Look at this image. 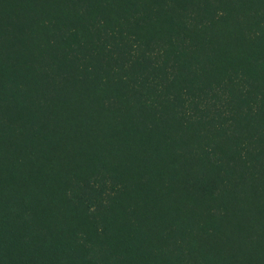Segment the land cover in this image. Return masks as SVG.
Masks as SVG:
<instances>
[{
    "label": "trees",
    "instance_id": "16d2710c",
    "mask_svg": "<svg viewBox=\"0 0 264 264\" xmlns=\"http://www.w3.org/2000/svg\"><path fill=\"white\" fill-rule=\"evenodd\" d=\"M87 1L32 20L33 0H0V40L15 43L1 58L0 90L11 82L15 96L0 103V264H173L187 213L206 206L187 198L165 226L176 235L150 243L155 197L195 166L172 131L221 124L240 71L262 88L251 120L264 136V0ZM236 180L217 179L226 217L195 237L214 264H246L255 247L242 236L264 216L259 180Z\"/></svg>",
    "mask_w": 264,
    "mask_h": 264
},
{
    "label": "rangeland",
    "instance_id": "374dc122",
    "mask_svg": "<svg viewBox=\"0 0 264 264\" xmlns=\"http://www.w3.org/2000/svg\"><path fill=\"white\" fill-rule=\"evenodd\" d=\"M77 0H52L50 2L44 1L41 6H39L38 2H32V20L39 19L38 11L42 10L43 12L52 11V8H56L59 11L71 10L74 13L77 9L78 11L82 8L76 4ZM87 5H92L93 1L88 0ZM3 39L0 40V43L3 44V51L0 52V75L8 76L10 74L4 73L3 70L8 67V65H4L2 57H7L8 52L12 51L13 45L15 44L13 41L6 42L10 36L5 37L3 35ZM16 50V45H15ZM6 62V61H5ZM63 65V62L61 63ZM61 72V69L59 70ZM235 81L232 83L230 89H228V93L232 96L234 103L230 104V102L225 101L223 103V122L221 124L214 125V128L207 124L206 126L201 123L199 125H194L195 120L193 122L187 123V126L191 133H181L180 130L178 132L172 131V138L174 141L182 139L191 147V157L195 160L194 167L189 169L188 175L184 177L185 182L183 181L182 185L178 186L176 182L178 181V177H175L172 173L170 175L169 184L173 189H170V185L164 187L162 191L157 194L156 203L153 207L156 209V214L153 217L158 218V222L152 226L153 234L152 241L150 243L152 245H158L157 242L162 239H169L167 237L168 231L176 235V223L170 224V229H165L167 225V221H170V218L178 219L179 216L183 217L185 207H186V199L189 197H197L198 194L200 196L201 201L204 200L205 208H199V210L191 209L189 211L190 217L189 221L186 223L188 229H184L187 231L185 235L184 242L180 243L179 249H173L170 246H165L163 252L157 251V254H163L164 251L171 250L177 256L178 261H175L172 255L169 256L170 262L173 264H188V261H191L189 255L193 257V254L198 257L195 259V264H201L202 261L205 264H214L216 261L213 259L212 254H205V250L199 248L200 244L198 241L200 239H196L195 237L199 234V227L208 228L209 225L213 223H217L220 217L225 216L226 212L224 209L227 207V202H223L221 204L220 196L218 195L217 189L218 186L215 185L217 179H220L227 182H236L237 177L243 176L245 179L247 178H256L259 180L257 184H259V188L262 187V183H264V136L262 132H253L252 130V114H255L257 111V106L260 103L259 97L262 92V88L258 85L256 88L252 85V81L247 79L245 76H242L239 71ZM199 84L201 86H208L205 84L203 78H198ZM16 89V88H15ZM254 91L252 93V97L248 95L249 91ZM5 92L12 93L14 95V91L12 89V83H6L3 90H0V103L4 101L11 102L10 100L5 98ZM17 91V90H15ZM242 95V96H240ZM247 100L246 104L244 103ZM16 104V100L12 98V102ZM227 104V105H226ZM219 107V108H220ZM235 111L232 112L231 109ZM230 111L232 113H230ZM256 115V114H255ZM229 117V118H228ZM228 118V119H227ZM226 119V121L224 120ZM207 123V122H206ZM193 127V128H192ZM264 131V130H263ZM196 139H198L196 141ZM189 140V141H188ZM195 142V143H194ZM191 144V145H190ZM208 158L207 160L204 158ZM200 162V163H199ZM157 162L153 160V158H149L146 161V165L148 167L156 168ZM211 164L214 167H218V174L213 177V174L210 173L209 167ZM204 165L207 166L206 169H203ZM236 169L241 170L240 172L236 171ZM245 170V171H244ZM109 186V185H108ZM110 192L111 190H107ZM217 191V192H216ZM260 213H264V207L259 208ZM186 214V213H185ZM211 218V219H209ZM259 219V225L256 229H254L253 234L245 233L242 238L246 243L254 242V249L249 251V256H245V259L248 261L246 264H264V231L261 228L264 226L262 221L264 222V216H257ZM173 222V220H172ZM198 222V226L194 228L195 224ZM156 226H161V230L156 231ZM178 226H182V223H178ZM194 226V227H193ZM170 237V235H169ZM194 237V238H193ZM192 238V240L190 239ZM149 243V244H150ZM250 248L248 245L247 250ZM205 252V253H204ZM219 258H224L221 255H218Z\"/></svg>",
    "mask_w": 264,
    "mask_h": 264
}]
</instances>
